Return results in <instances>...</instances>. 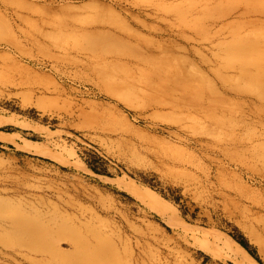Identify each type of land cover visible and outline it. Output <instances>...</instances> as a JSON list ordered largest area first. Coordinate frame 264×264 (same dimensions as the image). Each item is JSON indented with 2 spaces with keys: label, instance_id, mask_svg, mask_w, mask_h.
Wrapping results in <instances>:
<instances>
[{
  "label": "rangeland",
  "instance_id": "374dc122",
  "mask_svg": "<svg viewBox=\"0 0 264 264\" xmlns=\"http://www.w3.org/2000/svg\"><path fill=\"white\" fill-rule=\"evenodd\" d=\"M0 137V264L261 263L264 0H0Z\"/></svg>",
  "mask_w": 264,
  "mask_h": 264
},
{
  "label": "bare ground",
  "instance_id": "6f19581e",
  "mask_svg": "<svg viewBox=\"0 0 264 264\" xmlns=\"http://www.w3.org/2000/svg\"><path fill=\"white\" fill-rule=\"evenodd\" d=\"M115 85H117L119 87H121V85H122V87L124 88L125 92H128V91H130L132 89V86L127 81H115ZM0 139H3V138L0 137ZM25 149L29 150V151L30 150L34 151L37 148L34 147V146H32V147L31 146H25ZM161 207H163V206H161ZM163 208L157 207V210L165 215L166 212H165V210ZM246 218L248 220L251 233L261 243L262 247L264 248V233H263L264 225L261 226V223L259 225H256L255 222H257L256 221L257 217H256L255 213H250V214L246 215ZM257 223H259V222H257ZM47 224H49V223H47ZM191 231H192L193 235H195V236L198 235V233H200V232H197V231H195L193 229H191ZM209 235L210 234H208V232H202L201 236L203 238H207ZM226 245H228V248L230 249V251H232L236 255V258L239 259V263L240 264H264V260H262L261 263L258 262L256 259H254L247 252V250L245 248H243L239 243H237L236 241L232 240L231 238H229V243L227 242Z\"/></svg>",
  "mask_w": 264,
  "mask_h": 264
},
{
  "label": "trees",
  "instance_id": "16d2710c",
  "mask_svg": "<svg viewBox=\"0 0 264 264\" xmlns=\"http://www.w3.org/2000/svg\"><path fill=\"white\" fill-rule=\"evenodd\" d=\"M245 248L248 249V246L244 242H240Z\"/></svg>",
  "mask_w": 264,
  "mask_h": 264
}]
</instances>
